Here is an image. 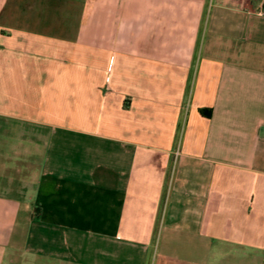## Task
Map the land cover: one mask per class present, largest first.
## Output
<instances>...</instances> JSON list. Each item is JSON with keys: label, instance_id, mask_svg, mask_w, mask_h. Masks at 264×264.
<instances>
[{"label": "crops", "instance_id": "1", "mask_svg": "<svg viewBox=\"0 0 264 264\" xmlns=\"http://www.w3.org/2000/svg\"><path fill=\"white\" fill-rule=\"evenodd\" d=\"M260 9L0 0V264H264Z\"/></svg>", "mask_w": 264, "mask_h": 264}, {"label": "rangeland", "instance_id": "2", "mask_svg": "<svg viewBox=\"0 0 264 264\" xmlns=\"http://www.w3.org/2000/svg\"><path fill=\"white\" fill-rule=\"evenodd\" d=\"M70 10V9H68ZM72 11H69L67 14L66 13H61V15H63V18L66 20V21H69L71 18H72ZM56 15H60V13L58 12V10H54L53 11V17H56Z\"/></svg>", "mask_w": 264, "mask_h": 264}, {"label": "built area", "instance_id": "3", "mask_svg": "<svg viewBox=\"0 0 264 264\" xmlns=\"http://www.w3.org/2000/svg\"><path fill=\"white\" fill-rule=\"evenodd\" d=\"M258 13L262 15V14L264 13V10H263V9H260V10L258 11Z\"/></svg>", "mask_w": 264, "mask_h": 264}, {"label": "trees", "instance_id": "4", "mask_svg": "<svg viewBox=\"0 0 264 264\" xmlns=\"http://www.w3.org/2000/svg\"><path fill=\"white\" fill-rule=\"evenodd\" d=\"M210 111H207V114H209Z\"/></svg>", "mask_w": 264, "mask_h": 264}]
</instances>
